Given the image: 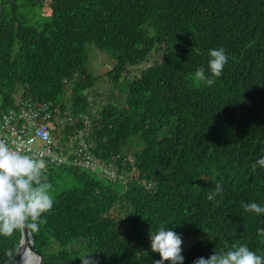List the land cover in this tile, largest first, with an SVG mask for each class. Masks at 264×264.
<instances>
[{"label":"trees","instance_id":"obj_1","mask_svg":"<svg viewBox=\"0 0 264 264\" xmlns=\"http://www.w3.org/2000/svg\"><path fill=\"white\" fill-rule=\"evenodd\" d=\"M36 7L47 11L40 22ZM88 44L116 56L114 82L152 53L159 60L122 103L93 111L100 77L86 68ZM221 47L228 62L206 85L194 73L208 74L209 50ZM23 101L50 104L58 144L89 126L90 153L116 167L114 181L43 170L46 183L67 171L77 186L53 196L33 233L42 264H154L146 238L160 227L198 236L184 264L241 244L264 255V214L244 209L264 206V168L254 167L264 156V0H0V115ZM20 240L19 230L0 237V264H15L7 254Z\"/></svg>","mask_w":264,"mask_h":264},{"label":"clouds","instance_id":"obj_2","mask_svg":"<svg viewBox=\"0 0 264 264\" xmlns=\"http://www.w3.org/2000/svg\"><path fill=\"white\" fill-rule=\"evenodd\" d=\"M207 64L208 74L203 67L196 70L194 77L206 85L214 83L215 78L222 75L228 57L224 48L209 50ZM264 168V156H261L254 167ZM45 162L34 159L28 154L13 150L5 142L0 141V237H10L15 231H39L42 218L54 205L51 185L44 180ZM219 191V186H217ZM209 200L214 199L209 194ZM244 209L256 215L264 214V206L258 202H247ZM150 248L159 254L154 264H184L182 255V237L170 227H160L149 233ZM12 260V252L7 254ZM20 255V264H33L35 254L25 249ZM83 264H90L82 258ZM193 264H264V255L257 254L246 244L235 246L227 251L214 252L209 258L200 257Z\"/></svg>","mask_w":264,"mask_h":264},{"label":"built area","instance_id":"obj_3","mask_svg":"<svg viewBox=\"0 0 264 264\" xmlns=\"http://www.w3.org/2000/svg\"><path fill=\"white\" fill-rule=\"evenodd\" d=\"M51 117L49 103L33 105L23 101L19 110L0 115V141L13 150L43 160L44 170L50 167L79 168L98 175L99 170L101 177L112 181L116 179V167L90 153L91 145L85 143V133L90 135L89 126L71 135L70 139L68 137L65 143L58 144L52 137ZM84 122L89 124L87 120Z\"/></svg>","mask_w":264,"mask_h":264},{"label":"rangeland","instance_id":"obj_4","mask_svg":"<svg viewBox=\"0 0 264 264\" xmlns=\"http://www.w3.org/2000/svg\"><path fill=\"white\" fill-rule=\"evenodd\" d=\"M33 10H37L40 14H36L34 16V20L37 22L42 21L45 19L44 17L47 14L46 10H41L40 8H32ZM48 9V8H47ZM40 10V11H39ZM49 14V10H48ZM31 17V16H30ZM87 54H88V60L86 63V68L88 71L93 73L95 76L100 77L97 82H95L94 87L92 91L90 92V101H95L93 108V111H95L96 108H98L100 105L112 101L115 104H120L124 100V93L126 91V88L128 86V83L132 81L134 78L138 77L140 75V72L146 68L148 65L152 64L155 60H159V56L152 53L150 56V61L148 59L146 61L141 62L140 64L130 66L128 70L119 78L118 81L114 82L109 78V76L106 74L109 70L112 69V67L116 63V56L111 52L107 50H100L97 47H95L93 44L87 45ZM70 98V92H66V94L63 96V100ZM84 117L83 113L74 114V116H68L66 118H57L58 124L61 126H65L67 123H73L76 124L77 121ZM87 119H85L86 121ZM88 121V120H87ZM53 126V125H52ZM84 129V128H83ZM81 130V129H80ZM89 133V132H87ZM87 133H85L86 139H89V136ZM71 138V135L69 136V139ZM86 145L90 144V142H87L85 140ZM83 145L82 147H84ZM91 149V146H90ZM99 173L96 174L97 176H102V173L98 170ZM53 182H48V184L51 185V195L54 196L55 194L71 189L77 186V182L75 179L72 178V175L68 173L67 171H60L58 174V177L53 176ZM198 239V236L191 235L189 238L183 240L182 243V249H186L193 245ZM147 243L150 245V238L149 236L146 238Z\"/></svg>","mask_w":264,"mask_h":264},{"label":"water","instance_id":"obj_5","mask_svg":"<svg viewBox=\"0 0 264 264\" xmlns=\"http://www.w3.org/2000/svg\"><path fill=\"white\" fill-rule=\"evenodd\" d=\"M33 234H30L29 231L24 230L21 231V240L19 243V246L15 252V264H20V255H16V253L23 254L25 249H30L32 253L35 254V257L33 258V264H42L43 263V257L42 255L33 247Z\"/></svg>","mask_w":264,"mask_h":264}]
</instances>
